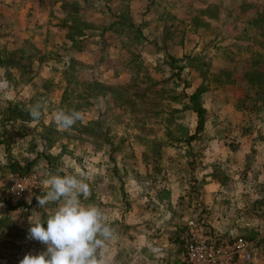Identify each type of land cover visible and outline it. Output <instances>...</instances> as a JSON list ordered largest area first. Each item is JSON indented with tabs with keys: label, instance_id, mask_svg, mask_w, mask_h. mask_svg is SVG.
I'll return each mask as SVG.
<instances>
[{
	"label": "crops",
	"instance_id": "obj_1",
	"mask_svg": "<svg viewBox=\"0 0 264 264\" xmlns=\"http://www.w3.org/2000/svg\"><path fill=\"white\" fill-rule=\"evenodd\" d=\"M2 2L0 45H4L0 49L10 45L16 52L22 44L19 42L24 37H31L33 27H44L49 41L46 45L33 42L36 54L28 62L29 78L24 83L15 69L11 70L14 72L10 79L4 77L8 69L0 64V82H7L6 87H0L2 94L11 104L39 98L42 94V100L48 98L50 103L58 106L63 88L56 93L50 90L51 87L48 89V83L59 79L67 60L66 56L57 61L53 52L64 46L62 33L65 35L66 30L47 25L45 16L54 7L41 8L38 0ZM23 10L30 13L24 23L19 21ZM55 33L60 35L58 42L53 38ZM73 54L83 61L78 53ZM145 73L148 74L144 80L153 85L146 87L141 95L150 99L151 107L156 106L164 92L152 90L157 80L150 70ZM101 77L98 76L97 81L102 83ZM193 91H184L187 95L184 100L172 96L168 110L163 108L161 111L160 107L157 112H152L149 120H153L152 124L157 123V136L147 133L145 138H140L142 134L132 125V131L123 139L109 134L92 139L96 143L90 154L95 156L92 171L85 168L80 172L89 175L88 183L94 188L93 202L104 211L117 232V239L108 244L109 264H184L182 250L187 221L199 223L205 234L218 243L237 236V229L247 225L250 212L264 208V127L257 124L253 114L236 108L228 98L216 100L211 97L199 103L203 116L196 130L197 117L189 109L188 101V95ZM226 96L230 98L229 94ZM28 108H16V114H26L28 118L0 121V128L14 135L7 153L0 144V164L12 157H24L22 145L36 137L39 120L32 119ZM54 112L45 113L53 115ZM184 115L188 121L185 123L186 137L182 138L172 133L175 129L182 130L177 122ZM167 117H170L169 122ZM170 124L173 125L171 128ZM119 141L125 149L116 152L114 147ZM135 146L139 149H134ZM152 147L158 148L157 154L153 153ZM81 153H88V150ZM231 158H238V167L243 168L246 164L248 169L224 170L232 164ZM81 200L88 202L83 196ZM249 241L252 243L250 259L238 264H264V242L259 238Z\"/></svg>",
	"mask_w": 264,
	"mask_h": 264
},
{
	"label": "rangeland",
	"instance_id": "obj_2",
	"mask_svg": "<svg viewBox=\"0 0 264 264\" xmlns=\"http://www.w3.org/2000/svg\"><path fill=\"white\" fill-rule=\"evenodd\" d=\"M259 2L260 0H66V3L76 6L65 7L69 10L67 13L66 9L60 6L61 0H38V4L42 6L41 8L54 7V9H50L48 16H45L49 27L66 30V25L70 24V26H73L77 24L81 29L85 27L86 30H90V38L81 41L73 39L66 46L53 51L56 60L62 61L66 57L67 49L75 47L76 50L73 49L72 53H78V57L83 60L82 62L86 66H89V69L82 68L78 70L82 75L84 74V77L79 75L76 78H70L69 81L75 82L76 85L72 84V89H69L72 91L71 95L63 102L64 104L60 101L58 106L50 103L48 98L47 100H42L41 98L44 97L42 94H39V98L29 99L24 102L18 100L11 104L5 95L2 94L3 88H0V121L10 116L12 109L18 107L28 108L30 105L40 102L44 107L39 119V129L37 128L38 131H35L36 136L43 133L48 126H54V130L60 131L58 134L56 131L50 132L55 141L44 152V156L47 157V163L40 158L36 165L37 169L33 172L38 175L41 182L40 192H36L31 196L23 195L19 198L9 196L7 193L8 186L11 179L17 174H9L6 170L0 172V189H2L0 200L2 197L4 200L8 199L13 203L21 201L25 205L17 207L15 210L7 211L4 204L0 203L1 254L6 256L16 254L20 258L28 253L37 254L44 251L45 245L28 238L30 221L46 220L48 215L52 214L57 207L55 203H49L45 207L40 208L37 196L44 194L46 191V185L43 182L50 174L55 173L57 168L61 167L73 174L85 168H88V172L92 171L95 156L90 154H92L96 143L92 141L93 137L87 134L88 132L75 129L77 126L88 127L91 132L100 136L109 134L123 139L124 136L132 131L130 130L132 125H135V128H137L135 131L140 132L141 136H143L140 138H145L147 133L157 136V123L152 124L153 120H149L152 117V112H157L160 107L161 111H163V108L168 110L172 96L176 95L178 99L184 100L186 98L184 91L190 92L192 89H197L202 83L197 71L193 72L186 68L179 69L182 63L178 60L184 54H190V56L197 58V61H201L203 65L208 67L206 69L209 70L205 79H203L202 85L206 86V88L199 95L198 105L200 106L199 103L202 100L211 97L216 100L228 98L227 100L232 101L234 104L239 90L227 84L214 83L212 81L213 72L224 64L223 55L225 52L221 49L227 45L231 48L235 46V48L239 47L241 49L246 46L247 43L245 41H232L231 39L232 36L240 34L241 30L246 29L245 22L247 21L246 18L249 17L250 8L253 4H258ZM0 3L4 4L2 0H0ZM39 14H42V12H39ZM121 14L123 15L122 18L129 22L131 26L121 29L119 27L112 28L114 31L112 43H109L108 48L105 49L107 52L98 54L100 39L97 36L101 33L100 30L115 23ZM0 16V20H2L1 13ZM19 16V21L24 23L30 18V13L28 10H23ZM10 29H12L11 22ZM135 29L140 30L139 43H135L137 40L132 37ZM30 30L31 37L28 39L24 37V40L19 42L22 43L19 47L20 49L16 52L10 49L12 48L10 45L7 49H0V61L9 63L7 64L8 67H6L8 71L4 77L10 79L14 72L11 70L15 69L20 74L21 82H26L29 78L28 62L36 54L33 42L35 44L37 42L39 45L48 44V31L44 27L42 29L33 27ZM125 30H130L132 34L125 33ZM62 35L64 36L63 33ZM59 37L60 35L57 33L53 36L56 42H58L57 39ZM238 54L243 56L240 52ZM100 57L103 60L98 62ZM171 58H173L172 62ZM6 68L5 70H7ZM76 69L68 68L67 72L75 75ZM148 70L152 72L153 77L157 80V83L152 86V90L164 92V95L162 94L163 99H161L159 104L152 107L150 106L151 101H148L150 99L141 95L143 89L153 85L144 80V76L148 74L145 72H148ZM90 71L91 75H85ZM85 76L96 79L98 76H102L103 87H111V90L106 94L109 97L95 101L87 99L86 105L82 100H78L80 94L83 93L84 96V84H81L80 81H83ZM133 76H137V78L133 79ZM54 81L52 80L48 83V89L51 87L50 90L56 93L61 88L64 90L66 81L63 75H59L55 85ZM132 81L135 82L131 83ZM132 84L135 87H131ZM138 89L141 92L137 91ZM35 94L38 95V93ZM227 94L230 95V98L226 96ZM152 101L156 102L155 100ZM60 108L80 111L83 119L78 121L70 130H61L55 124L52 118L53 115L45 113L49 110L55 111ZM149 109H154V111L150 112ZM169 118L167 117L166 120ZM180 121L177 123L180 124L182 130L175 129L172 134L185 138V123L188 118L184 115V117L180 118ZM172 126L171 124L169 125L170 128ZM182 131H184L183 136ZM7 133L8 135H5L6 129L0 128V136L3 134V139L5 136L9 137V142H11V138H14L13 132L10 133L9 131ZM115 146L114 151L116 150V152L125 149L124 144L120 145V141ZM58 147L60 149L59 152ZM137 148L138 146L134 147V149ZM86 150H88V153H81ZM152 150L154 154H157L158 148L152 147ZM22 153L24 157L21 158L34 157V154H25L23 147ZM231 161L232 164H228V167L224 170L236 167L237 170L242 169L244 171L248 169L246 164L243 168H240L241 166L238 167V158H234ZM89 185L90 194L88 202H84L86 204L94 203L93 184L90 183ZM44 227H47L46 223ZM236 234L248 241L250 238H259V241L264 242V208L257 212H250L247 225L242 226L241 230L238 228ZM232 235L234 236V234Z\"/></svg>",
	"mask_w": 264,
	"mask_h": 264
},
{
	"label": "trees",
	"instance_id": "obj_3",
	"mask_svg": "<svg viewBox=\"0 0 264 264\" xmlns=\"http://www.w3.org/2000/svg\"><path fill=\"white\" fill-rule=\"evenodd\" d=\"M72 5L73 4L66 3V0H61L60 3V6L62 8H65L67 6L71 7ZM68 11L69 10L66 9L67 13ZM122 16L123 15L121 14L115 23L100 30L101 33L97 36V38L100 39V44L98 45L100 49L98 51V54L107 52L105 51V49L108 48L109 43H112L114 39V31L112 30V28L119 27V29H121L124 27L129 28L131 26V24L129 22H126L122 18ZM246 19V29L241 30L240 34L232 36L231 39L232 41H245L247 43L246 46L241 49L239 47L235 48V46L234 48H231L227 45L223 49H221L225 52L223 55L224 64L218 70L213 72L214 74L212 73V81L220 85L227 84L237 88L239 90V94L235 98L234 106L240 110H244L253 114L255 116V119L257 120V123L264 127V0H260L258 4L252 5V7L250 8L249 17ZM65 29L66 32L64 35V46H66L67 43L72 42L73 39L75 41H81L83 39L90 38L91 35L90 30H86L85 27L81 29L77 24H74L73 26H70V24H68L65 26ZM125 33H131V31L125 30ZM140 35V30L135 29V32L132 34V37L138 41H135V43L140 42ZM107 40H109V42H107ZM73 49L76 50L75 47L67 49V60L65 61V64L63 65L61 71V75L64 76L66 81V86L63 90L61 97L62 103L69 98V95H71L72 91L69 89H72V84L76 85L75 82L69 81L70 78H76L79 75L80 77H84V74L82 75V73L78 72V70H81L82 68L89 69L88 65L86 66L85 63L78 61L74 57V54L72 53ZM239 52L242 53L241 55L243 56H239ZM100 58H98V62H101L103 60L102 58ZM172 59L173 58H171V62ZM178 61L182 63L179 69L186 68L193 72L197 71V74L201 78V82L203 83V79H205V76L209 71L208 69H206L208 67L203 65L201 61H197V58L190 56V54H184ZM104 62H106V60H104ZM0 64L7 66V64L9 63L3 62L1 60ZM68 68H77L75 71V75L69 74L67 72ZM85 75H91V71ZM80 82L81 84H84V96L83 93L80 94L78 100H82L85 105L87 103V99L91 100L95 99L97 96H105L107 92L111 90L110 86L103 87V84L101 82H98L96 78H92L90 76H85V79ZM134 82L135 81H132L131 83ZM202 83H200L199 88L194 89V91L190 95H188V101L190 102L189 109L192 110V112H194L197 117L196 130L200 127L203 116V110L198 105L199 95L206 88V86L202 85ZM131 87H135V85L132 84ZM137 91L141 92L140 89H138ZM25 118H28L26 114H16V109H12L10 116H7L6 119L14 120ZM55 128L57 129L56 126ZM75 129L84 131L86 133L88 132L87 134L92 135L93 138L97 136V134L91 132L88 127L86 128L82 125L77 126V128ZM51 131H56L57 134L60 132L54 130V126H48L45 128L44 132L38 134L35 139L30 140L26 144L22 145L24 153L27 155L34 154V157H26L21 159L13 157L9 158L6 163L0 164V172H2V170H6L7 173L12 175L17 174L19 176H25L30 173H33L35 169H37L36 165L40 158L43 159L45 163H47V157L44 156V152L45 150L50 148L52 142L55 141V138L50 135ZM5 135H8V133L6 132ZM3 136V134L0 136V144L3 145L2 149L4 150V152L7 153V149L11 142H9V137L5 136L3 139ZM0 192V194L2 195V189H0ZM0 203L4 204L5 210L7 211H12L15 210L17 207L25 206L24 203L21 201L13 203L8 199L4 200V198L2 197ZM21 259H23V257L19 258L18 256H16V254L6 256L4 254H1L0 252V264H19V261Z\"/></svg>",
	"mask_w": 264,
	"mask_h": 264
},
{
	"label": "clouds",
	"instance_id": "obj_4",
	"mask_svg": "<svg viewBox=\"0 0 264 264\" xmlns=\"http://www.w3.org/2000/svg\"><path fill=\"white\" fill-rule=\"evenodd\" d=\"M6 86V81L0 82V87ZM43 107L40 102L29 106L33 120L40 119ZM52 118L59 129L67 131L83 115L75 109L60 108ZM88 180L85 172L73 174L61 167L43 182L46 191L37 196L40 208L49 203L57 207L46 220L30 221L28 238L46 247L37 254H25L19 264H109L108 244L117 239V232L98 205L81 200L82 196L85 200L89 197Z\"/></svg>",
	"mask_w": 264,
	"mask_h": 264
},
{
	"label": "built area",
	"instance_id": "obj_5",
	"mask_svg": "<svg viewBox=\"0 0 264 264\" xmlns=\"http://www.w3.org/2000/svg\"><path fill=\"white\" fill-rule=\"evenodd\" d=\"M41 182L35 173L14 176L7 189L11 197L33 195L41 191ZM251 243L235 236L231 240L214 242L205 234L203 227L196 221L185 224L182 258L184 264H238L250 259Z\"/></svg>",
	"mask_w": 264,
	"mask_h": 264
}]
</instances>
